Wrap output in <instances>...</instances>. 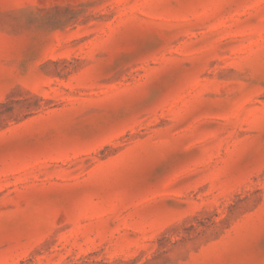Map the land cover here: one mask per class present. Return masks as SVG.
<instances>
[{"label":"rangeland","instance_id":"1","mask_svg":"<svg viewBox=\"0 0 264 264\" xmlns=\"http://www.w3.org/2000/svg\"><path fill=\"white\" fill-rule=\"evenodd\" d=\"M0 264H264V0H0Z\"/></svg>","mask_w":264,"mask_h":264}]
</instances>
